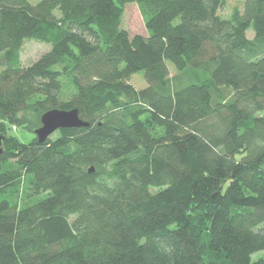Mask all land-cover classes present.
<instances>
[{
    "label": "trees",
    "instance_id": "1",
    "mask_svg": "<svg viewBox=\"0 0 264 264\" xmlns=\"http://www.w3.org/2000/svg\"><path fill=\"white\" fill-rule=\"evenodd\" d=\"M224 3L0 0V135L89 124L5 143L0 264H264V0ZM27 41L49 49L23 66Z\"/></svg>",
    "mask_w": 264,
    "mask_h": 264
},
{
    "label": "rangeland",
    "instance_id": "2",
    "mask_svg": "<svg viewBox=\"0 0 264 264\" xmlns=\"http://www.w3.org/2000/svg\"><path fill=\"white\" fill-rule=\"evenodd\" d=\"M33 5L39 3L42 0H29ZM245 0H225L223 7L221 8L219 14L225 19L233 18L236 14H242L244 12ZM122 29L127 30L131 36L141 34L146 35V25H145V14L142 9L137 4H129L124 9V16L120 26ZM248 37H255L253 30L247 32ZM49 47L41 42L37 41H27L21 52V60L23 66H30L33 64L43 53L48 51ZM171 75L177 73L175 66L172 63H168ZM131 84L138 90H142L147 87V83L144 77V73L140 72L134 74L130 80ZM230 94V92L220 90V95L225 97ZM230 96V95H229ZM226 97V99H227ZM5 137V142L3 143V148L5 149V143L9 138L14 140L29 143L32 141L36 135L35 133L28 132L24 129L17 127H11L7 136ZM8 147V144H7ZM25 190L22 188L21 193ZM264 257V252L255 255L253 260H258Z\"/></svg>",
    "mask_w": 264,
    "mask_h": 264
},
{
    "label": "water",
    "instance_id": "3",
    "mask_svg": "<svg viewBox=\"0 0 264 264\" xmlns=\"http://www.w3.org/2000/svg\"><path fill=\"white\" fill-rule=\"evenodd\" d=\"M41 127L35 130V135L40 143L46 142L53 134L60 129L88 127V123L80 119L78 110H60L52 109L43 114ZM5 137L0 135V157L4 153L3 143ZM94 171L93 168L90 170Z\"/></svg>",
    "mask_w": 264,
    "mask_h": 264
}]
</instances>
